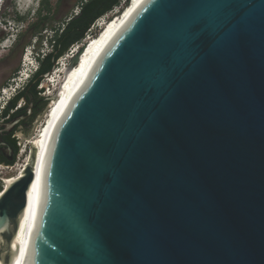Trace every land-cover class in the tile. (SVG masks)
<instances>
[{
    "label": "water",
    "instance_id": "95a60500",
    "mask_svg": "<svg viewBox=\"0 0 264 264\" xmlns=\"http://www.w3.org/2000/svg\"><path fill=\"white\" fill-rule=\"evenodd\" d=\"M11 256L264 264V0L140 7L2 192Z\"/></svg>",
    "mask_w": 264,
    "mask_h": 264
},
{
    "label": "rangeland",
    "instance_id": "374dc122",
    "mask_svg": "<svg viewBox=\"0 0 264 264\" xmlns=\"http://www.w3.org/2000/svg\"><path fill=\"white\" fill-rule=\"evenodd\" d=\"M82 0H52V11L50 19L47 22L46 28L43 31L44 40L42 42V47L40 48L42 52L48 53L51 51V46L47 41V37L53 35V30L55 27H59L65 21H68L73 15L78 13V8ZM41 0H6L3 7L0 6V122L6 123L3 116H1V111L5 106L6 102L12 98L19 90L25 86L35 69L38 66V61H36V53L39 52L38 44L36 38L33 37V32L29 30L30 24L36 21L35 14L41 7ZM119 7L118 9H120ZM120 16L117 11L108 14L107 20L115 19ZM22 17L26 20L19 21L17 18ZM103 25H96L93 30V35L86 38H94L99 36L100 28ZM31 43L29 44V42ZM87 41H84L85 43ZM78 44L71 47L69 51L60 58L55 65V68L50 72V75H45L40 86L39 91L46 95V91L52 90V87H44L45 83L49 84L48 81L53 79L59 66L64 63H68L70 56L74 53L77 46H82ZM44 88V89H43ZM6 90L5 93L3 91ZM53 99V98H52ZM52 99L48 101V104L39 118V122L35 125L38 130L39 127L44 123L46 118V112L49 105L52 103ZM24 106L22 101L19 102L18 106ZM41 119V120H40ZM35 127L29 132V134H24L21 129L18 130V141L20 142V151L16 159V163L11 166L0 165V178L4 176H12L17 174L21 166L24 165L27 155V149L25 148V139H29L36 132ZM35 129V130H34ZM26 149L25 152H22ZM22 154V155H21ZM18 165V166H17ZM11 168V169H10Z\"/></svg>",
    "mask_w": 264,
    "mask_h": 264
},
{
    "label": "bare ground",
    "instance_id": "6f19581e",
    "mask_svg": "<svg viewBox=\"0 0 264 264\" xmlns=\"http://www.w3.org/2000/svg\"><path fill=\"white\" fill-rule=\"evenodd\" d=\"M146 1L147 0H132V3L124 10L126 11L124 16L110 19V24L108 22L103 23L102 27H104V29L107 27L105 32L100 37L97 36L87 40L86 49L83 51L81 57L76 61H72L73 57L81 48V46H77L74 53L70 56L68 63H64L61 68L60 66L58 67L59 70L57 69L53 79L50 80L51 83L53 82L55 84L50 85L45 83L44 87L48 88L50 85L53 89V91H48L47 93V95L51 96L53 99L52 103L47 108L45 121L38 130L35 127L36 132L32 137L25 139V148L27 151L23 149L22 152L26 151L27 155L24 165L21 166L17 174L4 176L1 179L3 188L0 190V197L5 189L9 188L19 177L23 176L24 168L30 160V148L35 147L37 152L40 145L52 131L59 117L70 107L80 91L85 87L104 53L119 33L130 23L134 15ZM48 83L50 82L48 81ZM0 264H6L2 258H0ZM9 264L24 263L11 256Z\"/></svg>",
    "mask_w": 264,
    "mask_h": 264
},
{
    "label": "trees",
    "instance_id": "16d2710c",
    "mask_svg": "<svg viewBox=\"0 0 264 264\" xmlns=\"http://www.w3.org/2000/svg\"><path fill=\"white\" fill-rule=\"evenodd\" d=\"M52 0H42L41 7L35 14L36 21L29 26V30L33 32V37L36 38L39 52L36 53V60L39 62L38 70L33 74L29 82L22 87L12 98H10L3 110L1 116L4 120H9L14 114L19 100L22 97L31 99V103L37 105L43 102L44 106L48 101L43 99L39 94V86L44 78V75L50 73L55 68L56 62L62 58L71 47L82 44L87 41L86 38L93 35V30L97 21L115 11L121 14L130 4L131 0H82L79 5V12L73 15L68 21H65L59 27H55L53 35L47 41L51 46V51L48 53L42 52V42L44 40L43 31L46 28L47 22L50 19L52 11ZM121 7L120 9H118ZM19 21L26 18L18 17ZM31 41L29 42V44ZM1 190V187H0Z\"/></svg>",
    "mask_w": 264,
    "mask_h": 264
},
{
    "label": "flooded vegetation",
    "instance_id": "af4514ba",
    "mask_svg": "<svg viewBox=\"0 0 264 264\" xmlns=\"http://www.w3.org/2000/svg\"><path fill=\"white\" fill-rule=\"evenodd\" d=\"M20 101L24 103V106H22V104L18 106ZM46 106H44L43 102L34 105L31 103V99L28 100L24 96L18 101L15 111L18 110L9 120H4L7 122L18 120V123L10 131H7L0 126V165L13 166L16 163L20 151L18 130L21 129L24 134H29L39 122V118L43 114ZM7 150H10L11 152L9 153ZM8 157L12 160H9ZM1 179L2 178H0V187L3 185Z\"/></svg>",
    "mask_w": 264,
    "mask_h": 264
},
{
    "label": "clouds",
    "instance_id": "9594fccd",
    "mask_svg": "<svg viewBox=\"0 0 264 264\" xmlns=\"http://www.w3.org/2000/svg\"><path fill=\"white\" fill-rule=\"evenodd\" d=\"M42 1V0H41ZM5 2H6V0H0V6L1 7H3L4 6V4H5ZM0 10H1V8H0ZM37 61V60H36ZM38 66H39V62H38ZM38 66L36 67V69H35V72L38 70ZM34 74V73H33ZM32 77H33V75H32ZM32 77H30V79L32 78ZM43 99H45L46 101H49V100H51V98H50V96H48L47 94L46 95H43V92L40 90V94H39Z\"/></svg>",
    "mask_w": 264,
    "mask_h": 264
},
{
    "label": "built area",
    "instance_id": "2783aa9c",
    "mask_svg": "<svg viewBox=\"0 0 264 264\" xmlns=\"http://www.w3.org/2000/svg\"><path fill=\"white\" fill-rule=\"evenodd\" d=\"M79 10H80V9L78 8V12H79ZM77 14H78V13H77ZM107 18H108V15H106V16L100 18V19L97 21V24H96V25H99V23H100V25H102L103 23H107V22H108ZM6 90H7V89H5V90L3 91V93H5ZM2 184H3V183H2ZM2 188H3V185H2V187H1V189H2Z\"/></svg>",
    "mask_w": 264,
    "mask_h": 264
}]
</instances>
